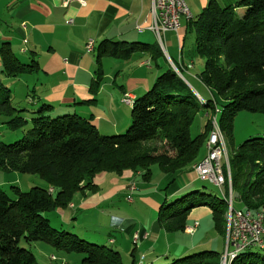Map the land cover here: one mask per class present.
Instances as JSON below:
<instances>
[{"label": "trees", "instance_id": "obj_1", "mask_svg": "<svg viewBox=\"0 0 264 264\" xmlns=\"http://www.w3.org/2000/svg\"><path fill=\"white\" fill-rule=\"evenodd\" d=\"M187 28L194 34L196 56L204 60L198 79L210 97L199 102L182 76V67L190 69L191 65L181 67V62L173 63L180 75L172 67L167 69L157 76L148 91L134 99L130 107L131 123L122 135L100 134L91 118L74 112L75 106L67 109L68 115H62L64 112L32 95V89L24 99L13 101L12 89L0 80V124L12 131L30 124L21 140L0 143V170L37 175L48 187L32 188L28 193L11 188L9 195L0 189V264H36L28 250L36 243L64 255L81 254L80 264H122L119 252L54 230L43 214L71 208L76 195L96 190L94 181L100 174L120 177L130 171L134 175L140 173L142 182H146L153 165L165 174L192 173L191 165L201 159L199 151L212 130V121H216L224 138L230 141L232 121L238 114L264 117V0H239L235 6H221L218 0H209ZM93 52L96 69L91 94L101 87L104 58L122 61L137 56L152 57L153 61L162 58L156 43L104 40ZM0 62L6 80L33 76L40 71L35 62L23 64L6 46L0 48ZM28 114L34 117L28 119ZM196 117H206L208 121L203 132L192 138L190 129ZM148 143L160 147L145 148ZM230 146L232 202L236 200L241 209L254 213L264 211V135L236 147L231 140ZM166 200L157 214L164 233L184 232L189 212L195 207H208L212 227L224 239L227 209L224 194L216 197L196 191L169 205ZM252 249L240 251L229 264H264V256L252 253ZM187 252L192 251L161 254L142 261L134 247L129 256L131 264L158 261L221 264L222 255L216 251L181 257Z\"/></svg>", "mask_w": 264, "mask_h": 264}, {"label": "crops", "instance_id": "obj_2", "mask_svg": "<svg viewBox=\"0 0 264 264\" xmlns=\"http://www.w3.org/2000/svg\"><path fill=\"white\" fill-rule=\"evenodd\" d=\"M208 1L184 0L192 20ZM238 1L218 0L221 6H235ZM152 5L153 0H71L67 5L63 0H0V48L6 46L23 64L35 62L40 70L33 76L6 80L1 74L0 62V80L12 89L14 95L18 85L25 90V95L32 89V95L40 97L41 101L62 112L75 106L74 112L83 118L90 117L96 122L97 130L102 135L122 130L130 120L125 105L121 103L122 97L125 94L134 99L142 96L159 74L171 68V63L181 62V67L191 65L190 69L182 67V76L197 98L206 100L210 93L198 79L203 66L195 71V63L203 60L195 56L194 40L187 28L188 22L181 20V28L177 34L164 32L161 35V48L155 35L148 29L152 23ZM88 40L94 41V49L104 40L156 43L161 49L162 58L155 61L148 56L131 58L127 63L132 65L127 70L117 71L118 78L123 82L118 83V78L114 79L112 88L115 86L116 89L113 92L102 87L91 94L96 65L94 52L85 53L84 47ZM102 65L103 78L108 79L109 74H106ZM84 102L86 104L82 105ZM103 112L108 114L109 119ZM119 114L124 116L123 120H128L115 123ZM263 129L252 125L240 131L241 133L238 132L237 145L241 140H247L248 136L260 134ZM185 175L186 178L179 175L177 178L173 177L172 182L166 185L169 197L197 184L194 173L187 171ZM100 177L94 181L98 187L95 193L90 196L91 192H88L75 197L78 204H70L72 207L68 209L73 210L68 215L69 219H77L78 211L82 222L97 223L100 216L108 217L111 227L117 233L126 234V237H120L118 246L126 249L129 247L127 240L131 241L139 252V259L143 258L142 261L161 254H176L198 248L195 236L199 233L200 223L193 233H187L186 229L192 228L196 223H187L184 232L167 234L157 224L155 217L147 223L141 221L137 224L133 216L121 213L119 207H114L113 210L103 205L105 198L110 202L118 194L120 200L133 208L135 205L145 208V215L151 217L155 207L148 204V195L137 192L133 196L138 189L140 173L134 175L127 171L120 177L109 176L108 193L100 191L104 188L100 182L103 183L107 176L103 174ZM162 184L163 182L158 185L157 191ZM132 185H135V190L130 192ZM130 195L134 197L131 202L128 200ZM135 235L138 236L137 239ZM186 237L189 239L188 243L185 242ZM160 241L161 246H158ZM216 242V239H211L214 250L218 247ZM108 243L116 245L117 241L109 239Z\"/></svg>", "mask_w": 264, "mask_h": 264}, {"label": "rangeland", "instance_id": "obj_3", "mask_svg": "<svg viewBox=\"0 0 264 264\" xmlns=\"http://www.w3.org/2000/svg\"><path fill=\"white\" fill-rule=\"evenodd\" d=\"M191 35L193 36V40H194V34L191 33ZM191 39V38H190ZM196 56V55H195ZM197 57V56H196ZM104 61H101V64L103 66V68L105 69L106 74H109L108 79L103 78L102 82H101V89L102 87H105L106 90H110L109 92H113L114 89H116V87L114 86L112 88V84H113V80H117L118 78V70L119 71H125V69L127 70V67L130 65H132V63H127L129 61H122V60H111V59H107L104 58ZM202 60V59H201ZM203 62V64H202ZM201 66H204V60L201 61L200 63H195V71H198L200 69ZM203 69V67H202ZM103 70V69H102ZM128 73V72H127ZM121 75V74H120ZM118 83H122L123 81L120 80V78H118L117 80ZM25 90L22 89V87L20 85L17 86V91H16V95H14V100L16 101L18 99H24V98H20L21 95H25L24 94ZM126 108V112L128 115V118H130V108L128 106H125ZM28 109H32V108H28ZM94 113H98V111L93 110ZM73 113V112H70ZM91 113V112H90ZM29 116H27L28 119H30L31 117H34V115L32 114H28ZM62 115H68L67 111L64 112V114ZM61 115V116H62ZM103 115L107 116V119H109L108 114H106L105 112H103ZM217 116H220V113L217 114ZM123 115L119 114V118L115 120V123L117 122L118 124H120L121 121H127V120H123ZM90 118V117H88ZM217 118V117H216ZM208 121V119L206 117L200 118V117H196L195 120L193 121L192 125H191V129H190V135L191 137H195L196 135L200 134L201 132H203L204 126L206 124V122ZM212 121V118H211ZM124 122V123H125ZM131 121L128 120L127 123L125 124L124 128H122V130L117 131V132H110L108 133L107 137H113L114 135H122L125 133L126 129L129 127ZM96 125V122H95ZM252 125L258 126L259 128H264V117L261 115H257V114H251V113H240L238 114L232 121V126H233V133H231L232 135V145L234 147L237 146V136H238V132L247 129L249 127H251ZM120 126H123V124H121ZM30 124L28 123L27 126H25L24 129L22 130H16V131H12L10 130L7 126H3L0 124V143L2 144H11L14 143L16 141L21 140L22 138L25 137V133L26 131L29 129ZM212 128V127H211ZM241 133V132H240ZM209 135V133H208ZM264 135V129L262 132H260V134L256 135V136H248V139H252V138H260L263 137ZM225 140L227 141L226 146H227V150L228 153L230 154L231 152V140L229 141L228 139L225 138ZM242 142L244 140H241ZM241 142V143H242ZM148 147H152V148H157L160 147V144H152V143H148L146 144L145 148ZM205 155V146L203 145L199 151V157H201V159L204 157ZM127 172V171H126ZM130 172V171H129ZM130 174H132L130 172ZM103 175V174H100ZM100 175H98L95 180L101 178ZM179 175L182 176L183 178H186L187 175H185V172L181 171L179 173H176L175 175H170V174H165L163 172L160 171V169L153 165L150 167V178L145 182H142V178L138 179V189L137 191L133 194V196H135V194L138 192L140 194H144V195H148L147 197V201L148 204L151 207H155V211L154 213L150 216L145 215V211H147L145 208L141 209V207H139L138 205H135L134 208L130 205H128L127 203H125L123 200H120L118 198V194L114 196L113 200L108 202L109 200H107L105 198L104 202L105 205L108 209H115L114 207H119V210L121 211V213H125L128 216H133L135 218L136 223H140L141 221L147 223L149 220H151L152 217H155V220L157 221V214H158V209L161 206L162 202H164L166 199V205L172 204L173 202L179 200L181 197H183L184 195L190 194L192 192H202L204 194L210 195V196H216V197H221L220 195V191L219 188H217L215 185L209 183V182H201L198 181V183L194 186H191L190 188H188L187 190H184L180 193L174 194L172 196H168V192L166 191V185L168 186L172 181V178H177V176ZM107 177H105L103 183L100 182V184H102V188L100 189V191H102V193H108L109 191V187L108 186V180H109V176L110 177H116L114 175H106ZM169 178V179H168ZM195 178V177H194ZM167 181H166V180ZM120 181V180H119ZM196 181V178H195ZM98 182V181H96ZM162 186L160 188L159 191H157L158 185L160 183H162ZM99 184V185H100ZM135 186V185H134ZM145 186V187H143ZM11 188H17L19 190L20 193H28L32 188H38V189H47V185L46 182L40 178L37 175H25V174H19L16 172H3L0 170V189L2 191H4L5 193H7L8 195L10 194V189ZM98 188V187H97ZM223 193L225 192V189L222 188ZM97 191H91L90 196L92 195V193H95ZM86 194L88 192H85ZM100 195V194H99ZM117 196V197H116ZM77 197V195L75 196ZM75 197L72 200L71 204H78V200L75 199ZM81 198H85L83 196H81ZM134 199V197L132 198V200ZM232 207L235 210H239L241 209V205H239V203L236 200H233L232 202ZM104 209V208H102ZM71 210L73 209H59V210H55L49 213H45L43 214L44 218L48 221L50 227L54 230L57 231H65L67 233H71L76 235L77 237L81 238L82 240H85L87 243L89 244H96L99 246H106L111 248V250L113 251H117L120 253V258H121V262L122 264H130L131 262V258L129 256L131 250L134 248V244H132L131 241L127 240L129 247L124 249L118 246L119 243V239L120 237L124 236L126 237V234H119L117 233L113 227H111L110 222H109V218L108 217H102L100 216V219L97 223H88V222H82V217L80 216V212L78 211V216L77 219H69L68 215H71ZM186 223H188V225L190 224H194L196 223L198 225V223H200V229H199V233L195 236V238L198 240L197 242V249L192 251V252H187L186 254H184L181 257H187L190 256L194 253H199L201 251H216L217 253L224 255L225 253V244H224V239L222 237H220L217 232L213 229L212 227V220H211V214H210V210L208 209V207H195L193 208L186 219ZM158 224V223H157ZM210 226V229L208 227ZM111 228V229H110ZM109 237V238H108ZM111 237V238H110ZM214 238L217 240L216 245L218 246L215 250L213 248L214 244L211 243V239ZM111 239L113 241H117L116 245H112L108 243V240ZM186 243L189 242L188 237H186ZM162 241H160L158 243V246H161ZM213 245V246H212ZM28 250L34 255L35 259H36V264H80L81 259L83 258V255L81 254H68V255H64L60 252L55 251V249L45 246L43 244H33L32 246H30L28 248ZM159 250V249H158ZM173 251V250H171ZM252 253H258L260 255L264 256V251L258 250L256 248H253L251 250ZM140 256V255H138ZM154 264H170V261L165 262V261H158V262H154Z\"/></svg>", "mask_w": 264, "mask_h": 264}, {"label": "built area", "instance_id": "obj_4", "mask_svg": "<svg viewBox=\"0 0 264 264\" xmlns=\"http://www.w3.org/2000/svg\"><path fill=\"white\" fill-rule=\"evenodd\" d=\"M71 0H63L67 3ZM184 0H153L152 5V23L149 30L155 35L158 42L161 43V35L164 32L177 33L181 27V20H186L188 15L183 12ZM85 53H93L94 41L88 40L85 44ZM171 66H174L171 63ZM134 102V98L125 94L121 103L130 106ZM196 180L209 182L216 185L221 193L222 188L225 189V199L232 204V188L230 187L229 176H225L223 167L218 160L217 147L214 143L210 145L209 154L205 162L201 163L193 172ZM135 190V186H131L130 192ZM130 202L132 197L130 195ZM237 219H232V227L227 230V236L224 240L225 253L223 255V264L228 263V259L232 254L240 252L247 248L264 249V235L259 228L258 215L248 216L244 210H236ZM197 228L195 224L192 228H187V233H193Z\"/></svg>", "mask_w": 264, "mask_h": 264}, {"label": "bare ground", "instance_id": "obj_5", "mask_svg": "<svg viewBox=\"0 0 264 264\" xmlns=\"http://www.w3.org/2000/svg\"><path fill=\"white\" fill-rule=\"evenodd\" d=\"M183 12H185V14L188 15L186 21L187 22L192 21V19H193L192 15H191L188 7L186 6L185 2L183 5ZM158 43H159L160 47L162 48V43H160V42H158ZM171 67L173 68V70L178 75H180V72H179V69L177 68V66H171ZM197 99L199 102H201V103L203 102V100H201L200 98H197ZM132 105H133V103H131L130 106H128V107H132ZM213 138H214L215 146L217 147L218 160L220 161L221 166L222 167L225 166V168H226V171L224 172V174H225V176H229L230 187H231V176H230L229 165H228V150L226 147V140H225V138H224V136H223V134H222V132H221L220 128L218 127L215 120L212 121V130L209 133L207 140H206V143H205V155L202 159L196 161L195 163H193L191 165L192 173L197 169V167L199 165H201V163L206 161L208 154H209L210 145L213 143ZM49 192H51V190H49ZM220 193H221V191H220ZM221 195H223V193H221ZM224 196H225V194H224ZM225 201H226L227 209H226V212L224 214V219L226 222V232H225L224 240L226 239V236H227V230H230L232 227V219H237V211L232 208L231 202H229L226 199H225ZM242 210H244V212H246L248 216H257L258 215L259 228H260L261 233L264 235V211L261 210L259 212L254 213V212L249 211V210H245V209H242ZM259 250L264 251V249H259ZM237 253H239V252H237ZM237 253L232 254L230 256L227 264H229L235 258ZM221 264H223V255L221 256Z\"/></svg>", "mask_w": 264, "mask_h": 264}]
</instances>
